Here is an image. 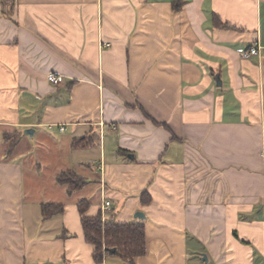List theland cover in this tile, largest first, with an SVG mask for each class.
<instances>
[{
  "label": "crops",
  "instance_id": "obj_1",
  "mask_svg": "<svg viewBox=\"0 0 264 264\" xmlns=\"http://www.w3.org/2000/svg\"><path fill=\"white\" fill-rule=\"evenodd\" d=\"M175 1L0 0V264H127L95 261L83 198L145 223L129 264H264V0Z\"/></svg>",
  "mask_w": 264,
  "mask_h": 264
},
{
  "label": "trees",
  "instance_id": "obj_2",
  "mask_svg": "<svg viewBox=\"0 0 264 264\" xmlns=\"http://www.w3.org/2000/svg\"><path fill=\"white\" fill-rule=\"evenodd\" d=\"M176 10L184 5V0H176L173 4ZM215 23L221 27L234 28L231 24L223 22L217 15L214 16ZM90 143V137L76 138L73 147H83ZM16 145L14 140L7 148V154L12 153ZM57 182L68 186L69 192L81 188L86 180L73 170L60 172L56 177ZM152 197L147 190L142 193V202L148 204ZM84 235L88 242L94 246L93 257L95 261L102 262L113 248L115 254L119 255L127 264L132 263L137 256L146 253V226L144 222L105 221L102 214H90L91 203L83 198L78 202ZM63 203H44L42 205V216L44 219L64 211Z\"/></svg>",
  "mask_w": 264,
  "mask_h": 264
},
{
  "label": "built area",
  "instance_id": "obj_3",
  "mask_svg": "<svg viewBox=\"0 0 264 264\" xmlns=\"http://www.w3.org/2000/svg\"><path fill=\"white\" fill-rule=\"evenodd\" d=\"M110 45V44H107ZM260 51V46L256 45V46H252L250 48L244 49L243 50V56L244 57H249L255 54H258ZM48 79L49 81L54 84V85H58L60 84L63 80H64V76L62 74H59L55 71H52L48 74ZM64 128L62 127L61 130H63ZM111 207V201L107 200L104 204V209H109Z\"/></svg>",
  "mask_w": 264,
  "mask_h": 264
},
{
  "label": "water",
  "instance_id": "obj_4",
  "mask_svg": "<svg viewBox=\"0 0 264 264\" xmlns=\"http://www.w3.org/2000/svg\"><path fill=\"white\" fill-rule=\"evenodd\" d=\"M218 80H219V78H218ZM220 83H221V81L219 80V84H220ZM27 132H29V133H33V129H29V130H27ZM111 251H112V252H115L116 249L113 248Z\"/></svg>",
  "mask_w": 264,
  "mask_h": 264
},
{
  "label": "rangeland",
  "instance_id": "obj_5",
  "mask_svg": "<svg viewBox=\"0 0 264 264\" xmlns=\"http://www.w3.org/2000/svg\"><path fill=\"white\" fill-rule=\"evenodd\" d=\"M39 188H41L42 190H44V187H39Z\"/></svg>",
  "mask_w": 264,
  "mask_h": 264
}]
</instances>
